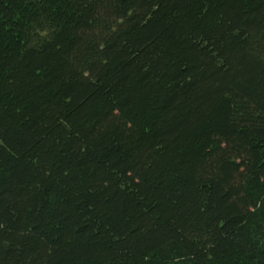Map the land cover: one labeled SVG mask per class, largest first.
Masks as SVG:
<instances>
[{
    "label": "trees",
    "instance_id": "trees-1",
    "mask_svg": "<svg viewBox=\"0 0 264 264\" xmlns=\"http://www.w3.org/2000/svg\"><path fill=\"white\" fill-rule=\"evenodd\" d=\"M0 264H264V0H0Z\"/></svg>",
    "mask_w": 264,
    "mask_h": 264
}]
</instances>
